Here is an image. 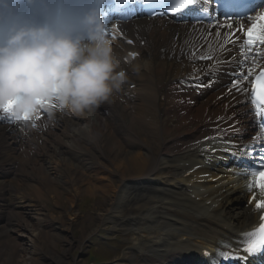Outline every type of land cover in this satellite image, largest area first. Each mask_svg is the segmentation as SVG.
Segmentation results:
<instances>
[{"label": "bare ground", "instance_id": "bare-ground-1", "mask_svg": "<svg viewBox=\"0 0 264 264\" xmlns=\"http://www.w3.org/2000/svg\"><path fill=\"white\" fill-rule=\"evenodd\" d=\"M212 25L170 18L129 20L115 39L106 38L118 61L116 71L126 75V83L107 101L82 113L57 108L52 119L42 110L24 138L15 126L0 125V167L25 163L27 174L38 181L36 193L47 191L55 202L54 196L64 193L68 201L58 214L41 205L43 216L35 213L33 222L22 219L17 224L21 234L0 226V249L8 253L1 264H46L44 259L47 264H82L74 249L81 250L86 237L108 222L113 229L126 225L133 234V248L120 264H166L181 248L214 246L255 221L244 182L229 172L214 173L216 156L205 158L210 141L204 137L213 132L210 126L233 119L237 131L250 128L247 92L228 91L229 99L217 98L218 92L198 96L179 81L186 73L201 71L193 54L181 51L184 40L210 35L216 40ZM220 31L223 37L225 30ZM128 36L133 44L124 41ZM133 51L139 55L132 57ZM166 113L176 115L178 130L171 138L166 137ZM191 124L193 128L182 129ZM240 139L235 135L233 144ZM38 143L46 152L54 147L44 171L35 168L36 155L18 153ZM79 150L87 151L85 159L78 158ZM154 171L160 173L159 182L141 189ZM82 192L105 196L93 215L77 208ZM32 205L26 211L37 209ZM74 225L82 230L80 237L71 234ZM59 243L67 247L59 249ZM170 251L172 256L167 255Z\"/></svg>", "mask_w": 264, "mask_h": 264}, {"label": "clouds", "instance_id": "clouds-1", "mask_svg": "<svg viewBox=\"0 0 264 264\" xmlns=\"http://www.w3.org/2000/svg\"><path fill=\"white\" fill-rule=\"evenodd\" d=\"M104 30L86 0H0V106L16 101V114L52 119L57 108L82 113L107 101L126 75Z\"/></svg>", "mask_w": 264, "mask_h": 264}, {"label": "snow or ice", "instance_id": "snow-or-ice-1", "mask_svg": "<svg viewBox=\"0 0 264 264\" xmlns=\"http://www.w3.org/2000/svg\"><path fill=\"white\" fill-rule=\"evenodd\" d=\"M198 0H118L120 5V10L118 11L121 15L132 14L135 12L137 6H147L150 8L152 13H155L157 8L163 9L159 12V15H168L169 13L175 16L176 14H183V10L189 9L190 6L196 5ZM126 18V16H125ZM211 19V17H209ZM250 21V26L245 28V24L242 19L235 21L227 19L225 23L213 24V28L217 29L215 35L219 40L222 32L220 29L225 30L223 32V46L222 51H226V46L228 44L235 45L237 42V33H242V43L239 47L241 57L244 63H248L251 60V66L247 69L240 71L232 81V87L229 89L231 94L233 90L239 93H246L249 80H251V104L255 108L256 115L261 117L260 124V136L257 139L260 140L262 146H264V70L259 71L258 74L254 75L256 66V57H264V53L253 51L254 48L259 45H264V11L258 12L255 16L249 15L247 17ZM108 22V18L105 23ZM117 31L119 30V25L116 26ZM104 35H109L107 28L105 27ZM122 35V33H121ZM112 38L115 39L116 36L113 34ZM132 43V41H128ZM135 55V54H131ZM196 53L193 52L195 57ZM200 59H212L211 56H200ZM210 86V85H209ZM39 103L46 104L47 101H38ZM16 101H9L7 104L0 106V112L3 116L0 119H7L11 123L19 122H29L31 121L32 126L35 127L36 120L41 117L37 115L35 119L29 116L28 113L18 115L15 112ZM54 106V105H53ZM262 158L260 164V170H255L250 173L251 180L249 182V191L253 188L258 189L260 195L264 197V152L260 153ZM252 199L256 200V195L253 193ZM256 210H262L260 216L259 226L251 232L245 233L240 237V243L236 245L237 252L225 251L222 253V258L225 261L233 260H247L248 256H254L257 254H264V199L256 200L255 203ZM242 251L246 253L247 256H240L238 252Z\"/></svg>", "mask_w": 264, "mask_h": 264}, {"label": "rangeland", "instance_id": "rangeland-1", "mask_svg": "<svg viewBox=\"0 0 264 264\" xmlns=\"http://www.w3.org/2000/svg\"><path fill=\"white\" fill-rule=\"evenodd\" d=\"M84 193L85 192H82L81 195L79 196L77 206L81 212L89 213V215H93L95 205H99L104 200V196L101 194L100 195H90V194H87V193L84 194ZM56 198L58 199L57 203L54 202L50 197H46V194H45L44 202L48 205L49 208H51L53 212L58 213L60 209H62L65 205H67L68 201L66 200V197L64 195L57 196ZM108 226L110 227L108 231H105L106 227L102 228L103 229L102 231L107 236H112V237L107 238L106 240H101L100 237L96 236L95 244L91 246H88L87 244L84 250V255L80 256L82 260L86 261L89 259L88 257L90 254L86 253V251L91 250L93 253H95V255L100 254V256H103L105 258H113V264H119L118 262L120 260L119 259L120 257L118 256V254L120 253V248L122 244L118 241L115 235L118 234L119 233L118 231H120L121 229H118L117 231H115L111 229L110 224H108ZM71 234L74 235L75 237H80V235L82 234V230L78 228L76 225H74L71 231ZM132 242L133 241L131 240L130 243L132 244ZM58 247L59 249H62V248H66L67 246L59 243ZM1 248H3V245L1 246ZM79 251L80 250L76 248L74 249L73 253L78 254ZM17 255H18V252L15 251L13 258L17 259ZM4 256L5 254L3 250L0 249V264H1V261L5 258ZM47 261H48L47 259H44L42 262L47 264L49 262Z\"/></svg>", "mask_w": 264, "mask_h": 264}]
</instances>
